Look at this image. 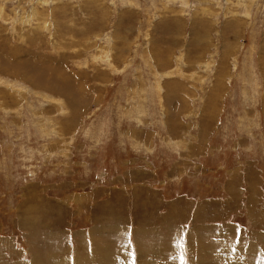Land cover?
Wrapping results in <instances>:
<instances>
[{"label": "rangeland", "instance_id": "obj_1", "mask_svg": "<svg viewBox=\"0 0 264 264\" xmlns=\"http://www.w3.org/2000/svg\"><path fill=\"white\" fill-rule=\"evenodd\" d=\"M193 249L264 264V0H0V264Z\"/></svg>", "mask_w": 264, "mask_h": 264}, {"label": "trees", "instance_id": "obj_2", "mask_svg": "<svg viewBox=\"0 0 264 264\" xmlns=\"http://www.w3.org/2000/svg\"><path fill=\"white\" fill-rule=\"evenodd\" d=\"M232 91V93H233V90H231ZM108 97H110V95L108 96ZM107 97V98H108ZM225 101H226V99H225ZM226 104H228V106L230 105V101H226ZM221 121H220V127H222V124H223V122H224V118H223V115L221 116ZM109 143V142H108ZM113 145H117V143L115 144H112V146ZM209 145H212V146H210V147H214L217 151H219L220 150V159L221 158H228V161H229V164H228V166H231L233 163H231V162H233L234 160H235V156H234V153H235V151L234 152H226L224 149H223V147L224 146H216L217 145V141H216V137L215 136H213L212 138H210V143H209ZM118 146V145H117ZM233 147V146H232ZM110 148V147H109ZM113 150H114V153H113ZM127 150L128 149H122L121 151H119V150H117V149H115V148H113L112 147V152L110 153V150H108L109 151V153L107 152V158H106V160L107 161H110V159L113 157V160L116 162V166H117V163L120 161L119 159L122 157V156H124L126 153H127ZM160 150V148L159 147H156V151H159ZM118 153V154H117ZM153 156H154V154H153ZM171 160V159H170ZM210 161H208V162H206V166H207V168H208V163H209ZM155 165H154V167H152V169L156 172V171H158L157 170V168L159 169L160 167V165H158V162H153ZM227 166V168H229ZM164 168V170H167L165 167H163ZM184 180L186 181V178H184Z\"/></svg>", "mask_w": 264, "mask_h": 264}, {"label": "crops", "instance_id": "obj_3", "mask_svg": "<svg viewBox=\"0 0 264 264\" xmlns=\"http://www.w3.org/2000/svg\"><path fill=\"white\" fill-rule=\"evenodd\" d=\"M194 98V96H192ZM193 99L191 98L190 101H192ZM213 116H211V119H212ZM216 118H217V115H216ZM209 133V130L204 132L201 136V143L200 145H205V146H201L200 149L203 150V151H209L212 147L210 146H207V142L204 141V138L206 135H208ZM197 144V143H196ZM203 153H199V155H202ZM193 252H194V257H193V260L191 261V263H194V264H197V261H196V251L193 249ZM203 252H201L202 254ZM200 254H198L199 256ZM190 260V257L186 260V262H188Z\"/></svg>", "mask_w": 264, "mask_h": 264}, {"label": "bare ground", "instance_id": "obj_4", "mask_svg": "<svg viewBox=\"0 0 264 264\" xmlns=\"http://www.w3.org/2000/svg\"><path fill=\"white\" fill-rule=\"evenodd\" d=\"M22 76H23V75H22ZM21 78H22V77H21ZM171 254H172V253H171ZM177 255H178V253H177V251H176V253H175V257H176ZM173 258H174V257H173ZM181 260H182L181 257L176 258V259H175L176 264H177V263L181 264V263H180Z\"/></svg>", "mask_w": 264, "mask_h": 264}]
</instances>
